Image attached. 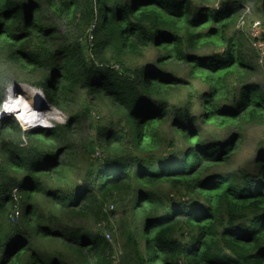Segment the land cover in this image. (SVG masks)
Here are the masks:
<instances>
[{
    "label": "trees",
    "instance_id": "1",
    "mask_svg": "<svg viewBox=\"0 0 264 264\" xmlns=\"http://www.w3.org/2000/svg\"><path fill=\"white\" fill-rule=\"evenodd\" d=\"M258 44L264 0H0V110L75 104L0 120V264H264V136L223 169L264 124Z\"/></svg>",
    "mask_w": 264,
    "mask_h": 264
},
{
    "label": "rangeland",
    "instance_id": "2",
    "mask_svg": "<svg viewBox=\"0 0 264 264\" xmlns=\"http://www.w3.org/2000/svg\"><path fill=\"white\" fill-rule=\"evenodd\" d=\"M247 4H250L248 7H249V10L251 9V14H250L248 20L246 19L245 25L243 23L242 26L243 25L244 26L241 27V29H239V30L245 32L248 35L247 43L242 48L243 50H246V49L248 50L250 48V46H251L250 44H252V42H251L252 39H251V36L249 34H251L252 37L256 36L257 28H258L259 33L261 35L263 34V26H262L263 23H262V21L259 18H257V15L255 13H253V11H254L253 3L251 1H247ZM245 11H247V9H245ZM255 21H258L259 23H261V25L259 24L258 26L255 27V25H254ZM244 39L246 40V37ZM251 51H253V50L251 49ZM248 52H249V54H251V52L249 50H248ZM152 57H153V55L151 53H145L143 55V59H142L141 63L144 64V65L148 64L151 61ZM259 62H262V63H259ZM263 62H264V54H261L260 60H257V59L253 60V63L260 64V66L257 65L258 69L252 75V77L250 79L251 82L259 83V84H263L264 85V66H263ZM26 87H28V85L20 84L18 89H17L18 91H16L15 89H8V91H12V92H15V93H20L19 95H17V97H21V96L24 95L26 89H31V88H26ZM8 94H7V101L8 100L9 101L8 102L6 101L7 104L5 106V109H6L7 113L9 112L10 114H14L16 116V118L20 122H22L20 117L16 115L15 110H14L17 107V104L20 103V101H17L16 99H11V98L8 99ZM42 97H43V99H45L44 95ZM21 102H23V101H21ZM36 102H37V100L34 101V104H32L31 106L28 105V107H30V112H31V116H29L30 120H29V122L27 124H24L25 122H22V124L26 128L27 127H31V126L34 125L35 113H34V118L32 119V109L35 106ZM4 103H5V101H4ZM4 103H3V105H4ZM3 105H2V107H3ZM72 105H75V104L70 102V101H67V105L65 107V110L63 112L58 111L59 113H57L55 115V118H49L47 116L45 118L43 113L39 110V115H40L42 121L40 122V124L38 126H41V125L52 126L53 124H59V125L60 124H64L66 119H67V117H68V112L71 110L70 107H72ZM45 111L46 110L44 109V112ZM48 111H46L45 113L49 114V113H47ZM1 113L2 112L0 110V114ZM92 116H93V119L95 121H97V120L101 119L104 115L101 114L98 110H93ZM6 117H9V116H2V117L0 116V120L3 119V118H6ZM90 125H91V123H89V122H85L84 123V127L85 128H88ZM33 128H37V127H33ZM33 128H31V129H33ZM263 136H264V124L261 125V126H257V127L253 126V127L248 128L246 130V132H245V135H244V138H243L242 142L238 146V149H237V152H236L235 156L232 158L231 162L229 164H227L223 169L224 170H232V169H235V168H237L239 166H242L243 164L245 165L247 160L253 154L256 143ZM97 154L101 155L100 152H98ZM109 210H113V207L112 206L109 207Z\"/></svg>",
    "mask_w": 264,
    "mask_h": 264
},
{
    "label": "bare ground",
    "instance_id": "3",
    "mask_svg": "<svg viewBox=\"0 0 264 264\" xmlns=\"http://www.w3.org/2000/svg\"><path fill=\"white\" fill-rule=\"evenodd\" d=\"M9 98L10 97L8 95V99ZM14 98H17V97H14ZM14 98L11 97V99H14ZM36 100H37V95H36V92H34V93H32L30 95V98L27 99V102H20V103H18L17 107L14 109L16 115L20 117L21 121L22 122H25L24 124H27L29 122V120H30L29 116H31L30 107H28V105L31 106L32 104H34V101H36ZM34 113H35V111H34Z\"/></svg>",
    "mask_w": 264,
    "mask_h": 264
},
{
    "label": "built area",
    "instance_id": "4",
    "mask_svg": "<svg viewBox=\"0 0 264 264\" xmlns=\"http://www.w3.org/2000/svg\"><path fill=\"white\" fill-rule=\"evenodd\" d=\"M240 25H242L243 23H244V21L243 20H241L240 22ZM255 24V27L256 26H258L259 25V22H254ZM258 23V24H257ZM256 36H257V33H256ZM255 37V36H254ZM257 47H258V51H260V53L261 54H264V44L262 45V44H258L257 45ZM10 92V91H9ZM8 92V93H9ZM9 115V113H7V111L5 110V109H3V112L0 114V116L2 117V116H8ZM98 153V152H97ZM98 155V154H97ZM100 156V155H99ZM11 197H12V200L13 201H15V202H17V200L19 199V196H18V190L17 189H14L13 191H12V195H11ZM19 215H20V212H19V210L17 209V207H15V211H14V213L10 216V219L13 221L14 219H17L18 217H19Z\"/></svg>",
    "mask_w": 264,
    "mask_h": 264
},
{
    "label": "clouds",
    "instance_id": "5",
    "mask_svg": "<svg viewBox=\"0 0 264 264\" xmlns=\"http://www.w3.org/2000/svg\"><path fill=\"white\" fill-rule=\"evenodd\" d=\"M28 88H31V87H28ZM10 89H11V88H10ZM32 89H35V88H32ZM35 90H38V89H35ZM38 91H40V93L43 94L41 90H38ZM8 92H9V91L7 90V94H8ZM7 94H6V100H5V103H4V105L2 104L3 107H2L1 112H3V109H5V106H6L7 102H8V101H7ZM6 101H7V102H6ZM5 110H6V109H5ZM8 113H9V112H8ZM8 116H9V117L11 116V117L15 118V119L20 123V125L22 126V128H23L24 130H26V129H31V128H25L24 125L22 124V122H20V121L16 118V116H15L14 114H10V113H9ZM43 128H45V127H43ZM100 156H101V155H100Z\"/></svg>",
    "mask_w": 264,
    "mask_h": 264
},
{
    "label": "water",
    "instance_id": "6",
    "mask_svg": "<svg viewBox=\"0 0 264 264\" xmlns=\"http://www.w3.org/2000/svg\"><path fill=\"white\" fill-rule=\"evenodd\" d=\"M46 125H41V126H37V125H33V126H31V127H27V128H33V127H37V128H43V127H45ZM46 127H48V126H46Z\"/></svg>",
    "mask_w": 264,
    "mask_h": 264
}]
</instances>
